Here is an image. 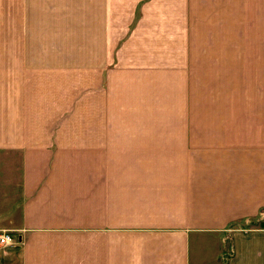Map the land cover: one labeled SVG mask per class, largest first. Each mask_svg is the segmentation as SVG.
I'll list each match as a JSON object with an SVG mask.
<instances>
[{"label":"crops","instance_id":"1","mask_svg":"<svg viewBox=\"0 0 264 264\" xmlns=\"http://www.w3.org/2000/svg\"><path fill=\"white\" fill-rule=\"evenodd\" d=\"M199 1L223 6L220 28L196 30L183 65L169 67L173 55L168 68L105 73L132 90L124 102L144 91L149 72L150 91L165 94L161 106L138 99L147 119L121 111L134 128L107 130L90 109L106 106L99 89L111 44L127 33L106 36L105 0H86L68 20L60 0H27L28 50H10L6 62L0 50L11 83L0 95L12 97V108L0 98V233L18 240L0 264H264V0L243 1L251 13L240 25L239 0ZM195 42L202 48L191 50ZM168 72H182L181 83ZM60 119L71 128L50 127ZM257 215L262 224L239 226Z\"/></svg>","mask_w":264,"mask_h":264},{"label":"rangeland","instance_id":"2","mask_svg":"<svg viewBox=\"0 0 264 264\" xmlns=\"http://www.w3.org/2000/svg\"><path fill=\"white\" fill-rule=\"evenodd\" d=\"M53 1V0H49ZM62 1L63 6L62 10L66 15L65 20L71 18V13H73V8L76 10L77 7L81 8L78 10L80 14H84L85 11L82 7L87 6V4H82L86 0H78L75 3H72V0H60ZM107 3V16H106V36L112 34L116 37V40L122 39L127 33V37L118 42L111 44L112 47V62L109 67H105V72H103L102 77V88L99 89L101 96H106V102L104 106L103 100L102 103H94L93 99H90V104L94 103L93 108L90 109L91 122L96 125V129L106 128L107 130H123L127 128H134V123H129V125L124 124V117L122 110L127 111V114H134L140 112L146 114L147 107H141L139 110H136L135 104L138 99L149 97L150 99H155L158 106H161L162 102H165V94L163 89L157 92H151V88H155L152 83L156 79L157 72H149L150 82L142 83V87L145 88L142 93L137 94L134 100L130 102V95L132 90L121 89V86L118 87L119 83L118 77L113 81L108 80V76L105 73L109 70L113 71L114 68L119 66H129V67H145L153 69L158 65H164L169 60H173V55L176 57L177 63L169 66L165 64V67H180L182 64V56L185 48L190 46L192 40H195L196 30H198V35L206 30V33L209 32L214 35L217 30H219V22L221 14L216 11L215 8H220L215 3H204L200 4L199 0H191L186 2V0H105ZM240 1V13L244 10V14L240 15L239 25L243 22L245 18L250 16V9L243 2ZM27 5V0H0V50H3V62H6L9 51L17 48L23 51L28 50V36H29V26L26 24L29 20V10H26L25 6ZM214 6V8H213ZM90 7V6H89ZM212 7V8H211ZM245 7L246 10H245ZM53 7L49 10L52 12ZM189 9H192V13L189 14ZM226 9V8H225ZM191 11V10H190ZM33 14V12H32ZM145 16V21L147 23L142 25L140 24L141 19ZM69 16V17H68ZM127 17V19H126ZM222 19H228L231 22L232 15L225 11ZM24 25L26 28V42L21 41L20 32L23 31ZM60 28L59 26H50L49 30H56ZM69 27L66 28V30ZM186 32V35H185ZM190 33V34H189ZM192 35V36H191ZM67 36V35H66ZM187 37H191L190 40H187ZM201 38V37H198ZM50 40V37H49ZM196 41V40H195ZM55 43V42H54ZM49 42L50 50H56V45ZM200 42L192 43V49L202 48L199 44ZM42 40L37 41V47L42 45ZM182 45L185 48H182ZM181 52V53H180ZM180 53L181 57H178ZM142 56V58H141ZM133 57V60L130 62V58ZM138 61H137V60ZM141 60V62H139ZM5 69L0 71V86L9 87L11 83L7 80V65ZM84 68V67H82ZM6 70V71H5ZM28 72V69H26ZM72 72V71H71ZM77 71L72 72L75 74ZM73 74L70 75V85ZM66 75V74H64ZM85 76L84 72L81 73V78ZM175 76V77H173ZM18 78V77H17ZM56 80H63L62 75L57 74ZM90 78L84 77V80ZM167 79H174V83L178 85L183 80L182 72H175L173 74H167ZM104 79V80H103ZM209 80V76H207ZM96 80H99L97 77ZM12 81V80H11ZM165 81V80H164ZM26 82V81H25ZM106 82V83H105ZM111 84H110V83ZM87 87L90 84H85ZM68 86V87H69ZM1 89V88H0ZM68 89V88H67ZM67 89H64L65 91ZM129 96V102H124V96ZM0 98L5 101V103L10 104L12 108V97L10 93L1 94ZM81 105L79 111L78 106ZM151 111H152V107ZM165 111H167L165 109ZM29 112V110H28ZM103 112V114H101ZM75 115L82 119V115L86 113L83 112V105L81 102L75 107ZM150 115L146 114L145 119ZM29 117V115H28ZM20 120V117H18ZM60 123V124H59ZM91 123V128L92 127ZM155 123V122H154ZM20 126H23L21 122ZM43 127V124H41ZM51 128H61V129H70L71 123L66 121H51ZM50 127H48L50 129ZM23 128V127H22ZM83 128V127H82ZM261 217V216H259ZM247 221V220H246ZM251 221H257V218H254ZM244 225V224H243ZM243 225L239 224L240 227L245 228ZM249 225L248 227H251ZM11 250V249H10Z\"/></svg>","mask_w":264,"mask_h":264},{"label":"built area","instance_id":"3","mask_svg":"<svg viewBox=\"0 0 264 264\" xmlns=\"http://www.w3.org/2000/svg\"><path fill=\"white\" fill-rule=\"evenodd\" d=\"M18 244L15 235L8 232L0 233V253H5L6 250L14 248Z\"/></svg>","mask_w":264,"mask_h":264},{"label":"trees","instance_id":"4","mask_svg":"<svg viewBox=\"0 0 264 264\" xmlns=\"http://www.w3.org/2000/svg\"><path fill=\"white\" fill-rule=\"evenodd\" d=\"M254 218H257V221H251V220H253ZM254 218H252V219H247V221L245 220V223H244V227L245 228H248V226L249 225H258V224H262L261 223V217H259V215H257L256 217H254ZM254 222H255V224H254Z\"/></svg>","mask_w":264,"mask_h":264}]
</instances>
